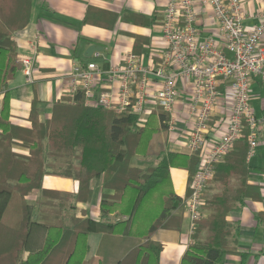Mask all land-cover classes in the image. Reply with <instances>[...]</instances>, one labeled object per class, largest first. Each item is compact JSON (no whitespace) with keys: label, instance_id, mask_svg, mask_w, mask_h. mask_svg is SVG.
I'll use <instances>...</instances> for the list:
<instances>
[{"label":"trees","instance_id":"16d2710c","mask_svg":"<svg viewBox=\"0 0 264 264\" xmlns=\"http://www.w3.org/2000/svg\"><path fill=\"white\" fill-rule=\"evenodd\" d=\"M33 6L34 0H0V264H160L163 242L182 229L183 217L175 211L185 210L191 194L190 187L186 198L175 193L171 169L187 170L190 185L200 156L170 149L171 116L161 108L138 127L137 115L85 107L79 95L75 104L55 103L46 121L39 120L35 103L31 125L15 124L8 83L22 64L14 36L29 25ZM125 20L148 24L137 14H127ZM132 36L135 53H140L149 40ZM100 63L109 69L107 58ZM16 146L29 154L16 152ZM248 153L246 129L224 162L216 165L207 187L212 193L203 206L210 214L199 220L181 264H225L234 252L230 238L238 233L227 217L242 209L245 199H260L261 194L258 186L249 184ZM136 156L157 164L133 166ZM48 175L78 181V192L45 189ZM97 188L102 189L101 220L72 216V224L66 225L67 212L78 202L89 203ZM34 192L45 199L30 202ZM37 234L43 236L38 245L33 241Z\"/></svg>","mask_w":264,"mask_h":264},{"label":"crops","instance_id":"0c3cea01","mask_svg":"<svg viewBox=\"0 0 264 264\" xmlns=\"http://www.w3.org/2000/svg\"><path fill=\"white\" fill-rule=\"evenodd\" d=\"M242 4L245 14L244 25L248 28L257 26L260 14H264V0H242ZM166 5L167 0H34L29 25L14 36L19 60L22 57L34 56L36 61L32 83L28 82L22 69L8 83L13 122L30 126L29 117L35 103L40 121L52 117L53 106L57 102L75 104L71 102L66 83L73 63L95 62L102 67L101 60L107 58L109 66L120 65L125 54L135 53V38L132 34L148 38V44L140 53L135 54L142 57L145 66L156 67L161 62L160 55L167 48L162 32ZM202 11L198 25L203 36L216 35V26L209 17L208 10ZM127 14L142 15L148 19V24L138 25L126 21ZM83 41L89 43L83 44ZM92 45L102 47L103 51L94 54L92 58L96 61L88 62L86 60L91 58L85 56V52ZM103 80V88L108 87L107 76H104ZM178 87L183 95L172 117L176 132L169 131V146L174 152L190 153L187 143L195 125L188 110L190 93L185 92L182 83H179ZM225 88L222 84L220 90L224 92ZM251 96L259 125L257 146L252 158L248 160L251 166L249 184L258 186L261 194L260 199L253 197L245 199L242 209L228 215L227 220L237 228L238 234L230 238L234 252L227 256L225 264H264V81L259 77L252 80ZM3 100L4 93L0 95V115ZM231 109V98L223 95L218 101L211 122L209 145L217 142L226 131ZM14 150L29 154L28 149L19 146ZM138 157L140 156L134 159ZM156 164L157 162L153 160V165ZM149 166L141 163L136 167L146 169ZM171 179L175 193L181 198H186L189 187L188 171L172 168ZM43 187L47 190L76 194L79 182L48 175L44 178ZM104 192L113 193L109 190ZM211 193L207 190L205 201ZM101 195L102 189L97 188L89 203L78 202L75 208L71 209L73 216L78 218L90 216L100 221ZM33 197L35 199L31 201ZM44 199L39 192H34L28 197L32 203ZM175 214L183 217L182 229L179 234L171 235L163 242L160 264H181L182 256L191 244L189 219L185 210L175 211ZM209 214L208 210L203 209V217ZM93 241L94 238L92 248L95 247Z\"/></svg>","mask_w":264,"mask_h":264},{"label":"built area","instance_id":"2783aa9c","mask_svg":"<svg viewBox=\"0 0 264 264\" xmlns=\"http://www.w3.org/2000/svg\"><path fill=\"white\" fill-rule=\"evenodd\" d=\"M203 9L214 21L216 35L203 36L198 25ZM244 20L242 0H167L162 21L167 48L156 67L145 66L140 55L128 52L122 64L107 71L95 62H74L66 80L72 103L81 95L85 107L133 113L138 117V127L145 126L155 108H161L171 116V133L176 132L172 117L183 95L179 83L190 93L188 110L195 125L187 148L192 154L198 153L201 161L186 199L191 243L203 218L205 195L216 165L224 162L246 129L248 160L257 146L259 120L253 109L251 83L254 77L264 81V14L253 28L246 27ZM19 61L32 83L36 58L22 57ZM222 84L224 92L220 90ZM223 95L232 100L229 123L220 139L209 145L211 122Z\"/></svg>","mask_w":264,"mask_h":264},{"label":"rangeland","instance_id":"374dc122","mask_svg":"<svg viewBox=\"0 0 264 264\" xmlns=\"http://www.w3.org/2000/svg\"><path fill=\"white\" fill-rule=\"evenodd\" d=\"M141 163H143V164H145V165H150V166H152L153 165V160L152 159H144V158H142V157H138V158H136V159H134L133 160V162H132V164L134 165V166H137V165H140ZM34 197L32 198V200L31 201H34ZM73 216V214H72V210L70 209L68 212H67V214L64 216V218H65V222H66V225H68V226H70L72 223H71V217ZM42 234L40 235V234H37L36 236H35V238L33 239V241H35V243H36V245H38L40 242H41V240H42Z\"/></svg>","mask_w":264,"mask_h":264},{"label":"water","instance_id":"95a60500","mask_svg":"<svg viewBox=\"0 0 264 264\" xmlns=\"http://www.w3.org/2000/svg\"><path fill=\"white\" fill-rule=\"evenodd\" d=\"M102 51H103L102 47H99L97 45H92L85 52V56H87L88 58H92L94 56V54H96L98 52H102Z\"/></svg>","mask_w":264,"mask_h":264}]
</instances>
